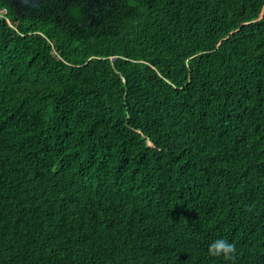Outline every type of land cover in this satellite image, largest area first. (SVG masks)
Masks as SVG:
<instances>
[{
  "label": "trees",
  "instance_id": "16d2710c",
  "mask_svg": "<svg viewBox=\"0 0 264 264\" xmlns=\"http://www.w3.org/2000/svg\"><path fill=\"white\" fill-rule=\"evenodd\" d=\"M0 264H264V0H0Z\"/></svg>",
  "mask_w": 264,
  "mask_h": 264
},
{
  "label": "clouds",
  "instance_id": "9594fccd",
  "mask_svg": "<svg viewBox=\"0 0 264 264\" xmlns=\"http://www.w3.org/2000/svg\"><path fill=\"white\" fill-rule=\"evenodd\" d=\"M236 247L226 239L218 238L212 241L208 247V253L212 257H223L225 260H233Z\"/></svg>",
  "mask_w": 264,
  "mask_h": 264
},
{
  "label": "water",
  "instance_id": "95a60500",
  "mask_svg": "<svg viewBox=\"0 0 264 264\" xmlns=\"http://www.w3.org/2000/svg\"><path fill=\"white\" fill-rule=\"evenodd\" d=\"M13 1L29 6L30 8H36L39 7L42 2L47 0H13Z\"/></svg>",
  "mask_w": 264,
  "mask_h": 264
},
{
  "label": "built area",
  "instance_id": "2783aa9c",
  "mask_svg": "<svg viewBox=\"0 0 264 264\" xmlns=\"http://www.w3.org/2000/svg\"><path fill=\"white\" fill-rule=\"evenodd\" d=\"M2 12H4V13H5V12H6V9L4 8V9L2 10Z\"/></svg>",
  "mask_w": 264,
  "mask_h": 264
}]
</instances>
